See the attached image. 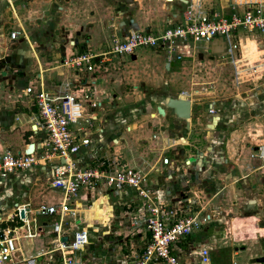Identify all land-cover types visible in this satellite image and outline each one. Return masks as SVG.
<instances>
[{
    "label": "crops",
    "instance_id": "1",
    "mask_svg": "<svg viewBox=\"0 0 264 264\" xmlns=\"http://www.w3.org/2000/svg\"><path fill=\"white\" fill-rule=\"evenodd\" d=\"M83 1L85 4L79 2V0H0V60L6 57L8 47H14V53L20 50L24 51L23 57L26 56L27 50H30L31 57L37 61L35 80H30L28 75L30 65L23 64L24 61L16 68H12L7 64L2 67V70H5L7 75L3 77L6 80H2L0 84L3 86L12 85L17 91L15 94L17 100L15 97L13 100H8L0 92L1 154L7 150L11 153L19 154L30 152L31 150L37 153L41 143L42 134L35 133L32 130L34 108L29 106L26 102V97L22 93L25 87L32 86L36 88L38 82H41L45 90L54 91L65 79L75 84L77 80L84 77L87 83L92 84L89 81L95 77L98 78L95 72L86 75L81 72L75 73V71L60 68L59 64L62 61V57L65 56L59 47L60 43L64 44V42L77 38L78 32H81L85 34V43L91 41V47L99 49L94 54H87L107 53L109 52L106 51L108 48L107 44H109L108 40L110 39L111 41V38L114 37L120 39L124 33L132 30L130 22L136 26V30L133 31H144L151 34L160 33L166 27L180 22L185 6L189 5L191 0ZM17 4L19 10L15 8ZM230 5L231 0H217L216 2L214 0H200L199 3L201 10L203 9L202 12H209L211 9V12L214 13H219L221 10L231 12ZM215 7L218 9L215 10ZM17 11H19V16L16 13ZM99 24H101V27ZM11 31H18L26 41L29 38L31 45L42 44L48 46L54 44V48L47 47L42 55L43 62H38L37 50L32 48L29 42L22 44L20 35L12 41L8 39V34ZM94 33H109V35L100 39L95 37ZM239 35L241 39L240 48L242 49L243 46L247 45L249 49V45L245 42L246 40L252 41L255 43L256 49L250 54H256L257 58H259L264 52L263 40L256 38V36H247L245 38L246 33ZM25 40L23 39V41ZM95 41L99 44H96ZM56 47L59 48L56 49ZM186 47L188 46L177 49L181 59L189 57L188 52L183 53ZM84 49L85 46L80 45L78 51L73 54L86 53L83 51ZM133 55L135 54L123 57H131ZM9 57L11 62L16 61L13 56L9 55ZM107 57L105 58L109 60L110 55ZM120 58L116 59V61L118 60L116 62L117 65L120 64ZM180 60L177 62L183 63ZM174 61L176 60L172 58V61L167 62L165 58V73H169ZM244 62L251 63L247 59ZM109 66H113L111 67L112 69L108 70ZM115 69L118 70L113 63L110 64L109 61L108 63H103L100 68L103 72L100 75V79L104 80L105 77L109 79L110 76L106 72H111V70L114 71ZM60 70L63 72H60ZM15 71H17L16 75L14 74ZM15 76L16 79L14 80ZM115 76L117 79L111 78L110 81V91L113 94L111 92L109 95L108 92L105 93L102 90L94 89L93 85L91 86L92 92L100 104L99 108L92 114L94 121H97L96 130L98 132L92 133L89 146L81 149L74 156V158H77V165L80 167H95L98 163L107 165L116 163L119 167L131 166L129 168H137L139 171L143 170L145 175L151 173L152 176L147 180V187L151 188L155 198L157 197L162 203H167L168 199L165 197L175 192V188L183 178L176 176L177 167L174 168L175 166L167 156H156L157 153L154 154V148L159 146L158 140L161 139V135H156L152 129L158 128L166 132L164 136L166 138L162 139V143L173 141L171 139H174L177 133V142L180 139L181 143L186 144L187 136L191 134L199 135L200 133L201 137L209 139L205 146L207 157L202 162L203 164H194L193 170L201 168L203 174H205V179L208 181L211 180L213 175V167L211 170L208 167H211L213 163L214 167L218 168L215 176L218 181L217 185L221 186V195L216 201V206L222 212L227 214L241 213L243 216L252 219V221H254V218L251 216H255L259 210L260 215L264 216V161L251 156L256 153V146L264 145V77L261 79L254 78L247 82L243 81L236 85L240 86L242 84V86L247 87L245 94H241V96L237 92L217 93L216 89L213 88L199 102L191 98L190 95L186 96L185 94L186 99L190 103V119L181 121L175 118L171 110L163 107L165 100L159 96H147L142 106H140V103H135L136 105L134 103L130 105L131 102L126 103L124 100L128 99V96L135 90L141 92V88L133 83L128 87V92L132 93H128L122 87L127 83L125 85L122 84V78L119 79L118 74ZM17 78L18 81L16 82ZM233 84L232 82L234 87ZM143 92L145 90L140 93L141 97ZM179 97H182L181 94ZM142 98L144 99V97ZM148 104L151 106L148 107ZM208 105L211 106V114L206 112ZM158 107L163 111V115H158ZM212 117H216L217 121L212 129H207L206 127ZM243 118H248V123L242 122ZM144 120H146L145 124L148 125L146 131L141 130L143 129ZM173 125L179 126L181 131L176 132L172 128ZM163 126H171L172 131L164 129ZM139 134H145L148 137L144 136L142 139H138ZM127 135L129 140L126 143L127 139L124 136ZM142 142H144V145H141ZM208 145L210 150L207 149ZM137 148L140 149L136 151ZM149 148L150 151H148ZM125 149L127 152L122 153ZM159 157L166 158L168 160L167 165H162ZM48 166L49 164L43 169L37 166L31 167L25 172H14L7 175L6 178L0 179L1 228L16 224L14 218L7 220L8 217H13L15 207L28 205L33 210L39 205L50 206L60 201L61 194L58 191L48 189L46 186ZM162 170H165L164 174H160ZM164 184L166 185L165 188H168L169 193L163 189L160 192ZM219 186L217 187L218 190ZM54 191L59 193L58 197L52 196ZM170 200L172 201V198ZM90 202L92 205L88 206ZM137 202L138 200L133 191L129 188H124L117 192H109L104 187H99V189L92 191L80 190L75 197L71 198L68 205V208H73L72 210L75 212L74 219L68 216L64 217L63 226L67 225L66 227H69V229H79L84 224L86 226L89 225L90 221L91 225H93L95 222L98 223L97 220H100V216L104 215L105 217L107 213H112L115 209L123 211L125 205L130 204L133 206V204L137 205ZM167 204L171 205L172 203ZM87 206L88 208H86ZM91 208L94 211L93 214ZM96 211L100 214L99 217H96ZM87 212H91V214L87 215ZM125 214L132 216L133 213L128 211ZM84 217H88V223ZM37 220L43 226L41 235L34 239H20L25 240L29 248L23 251L20 240H18L19 251L24 257L33 255L40 248L45 249L52 238L50 225L54 223L56 216L38 217ZM257 227L260 230H264V219L263 221H258ZM206 230L207 228H202L198 231L206 233ZM140 231L141 235L138 233V236H143L139 237L138 240L143 244V241L147 239V234L144 230V233L142 230ZM231 237L228 244L233 251L230 256L231 260H233L232 258L234 260L237 258V261L235 260L236 264H264V236L261 233H257L255 237H236L234 235ZM105 240L102 237L94 239L95 246H92L93 249H96L100 243L110 244L111 241H108L109 237L105 238ZM193 241H196V238L190 235L174 247L173 252L177 256L179 264L183 263L184 258L187 259L186 262L193 261L189 256L192 253L195 254L198 249L195 246L197 243ZM207 241L208 237L203 235L200 245L209 244ZM90 242L91 239L85 247V251H89L81 254L83 262L92 258L93 262L91 261V264H112V262L118 261H121L119 264H130L140 254L139 249L137 251L134 250L130 252L131 257H128V261L125 257H121V260H119L118 256H115L116 249H107L108 253L104 254V257L100 259V254L96 250L93 251L92 247H89V244L91 246ZM193 246L197 249L191 252ZM43 258L38 259L36 264H48L47 259ZM258 258H262L263 261L256 263L255 260Z\"/></svg>",
    "mask_w": 264,
    "mask_h": 264
},
{
    "label": "built area",
    "instance_id": "2",
    "mask_svg": "<svg viewBox=\"0 0 264 264\" xmlns=\"http://www.w3.org/2000/svg\"><path fill=\"white\" fill-rule=\"evenodd\" d=\"M230 6L231 12L227 15L208 17L199 5H193L190 1L180 22L166 27L162 32L151 34L129 30L122 38L114 37L111 40L109 52L97 55L69 54L60 62L59 67L86 75L97 73L96 70H100L103 63H108L106 56H130L138 48L165 50L167 62L172 61V58L178 61L181 59V55L177 53L178 48L185 47L187 43L206 44L212 38H219L225 44V54L221 59H225L230 65L234 85L254 78L261 79L264 77V52L257 61L244 62L246 59L242 58L238 31L246 33L245 38L248 35L254 36V33L264 34V0H231ZM19 35L18 31H11L8 39L12 41ZM262 40L264 42V37ZM91 86L83 77L75 84L65 79L54 91L45 90L41 82H38L36 88L27 86L22 90L26 102L34 108L33 131L41 133L42 140L37 153L33 150L22 154L8 150L2 152L0 179L14 172H25L31 167L43 169L49 164L46 186L58 191L61 198L58 203L39 205L33 210L28 205L14 208L13 217L10 216L7 220L14 218L16 224L12 227H0V264H36L43 257L48 264H91L92 258L84 262L81 259V254L85 253V247L89 243L86 224L79 229L63 226L64 217L74 219L75 212L68 205L80 190L92 191L104 187L109 192L124 188L133 191L138 204L125 205L134 217L130 226H141L147 239L140 255L130 264H179L173 252L174 247L208 219L206 216L200 222L196 217L198 213H194L184 202L176 205L162 203L147 187L146 175L138 169L119 167L116 163H98L95 167L77 165V158L74 156L89 146L92 135L90 129L94 121L92 114L100 105ZM211 112V106L208 105L207 113ZM251 156L264 161V145L256 146V153ZM159 161L162 165H167L168 162L164 157H159ZM49 216H56V220L50 225L52 238L47 247L40 248L31 256H22L18 240L39 237L43 226L37 218ZM93 234L95 233L91 227V235ZM62 237H65L64 242L61 241ZM98 237L101 236H96L95 239ZM195 254L199 264H208L206 249L200 248Z\"/></svg>",
    "mask_w": 264,
    "mask_h": 264
},
{
    "label": "rangeland",
    "instance_id": "3",
    "mask_svg": "<svg viewBox=\"0 0 264 264\" xmlns=\"http://www.w3.org/2000/svg\"><path fill=\"white\" fill-rule=\"evenodd\" d=\"M82 1L83 0H79V2L85 4L84 1L83 2ZM216 1L217 0H214V2ZM199 3L200 0H191V4L193 5L195 4L199 5ZM188 6L189 5L185 6L183 12L186 11ZM15 8L19 10L18 4L15 5ZM217 9L218 8L215 7V10ZM209 12L205 11L208 17L215 16L216 14L227 15L228 13H230L224 10H221L219 13H214L211 12V9ZM16 13L19 16V11H17ZM99 26L101 27V24H99ZM241 33L244 32L238 31V34ZM254 34L256 38L263 39L264 37V34H259V33H254ZM94 35L95 37H99L100 39H103L106 38L109 35V33H94ZM84 36H85L84 33L78 32L77 38L71 39L69 42H64V44L60 43L59 47L61 48L63 54L67 56L69 55V53L71 54L76 53L80 45L81 46L83 45V47L85 46V49L83 50L84 52L93 53V54L96 53V51L99 49L92 48L91 41L85 43ZM20 39L22 41L21 42L22 44L23 43L25 44L26 42H29V44L31 43L29 41L30 39L27 38L28 41H26L21 33H20ZM23 39L25 41H23ZM112 39L113 38H111V40ZM108 42L109 44H107L108 48L106 49V51H109L111 48L110 39L108 40ZM95 43L99 44L97 41H95ZM245 43L249 45L250 50H248V47H246L247 45L243 47L245 52L244 55H242L243 58L244 59L246 58L251 63L257 61V55L250 54L256 49L255 43L249 40H246ZM71 45H73L74 48L71 47ZM30 46H32V48H35L37 50L38 62L40 61L41 63L43 62L42 55L44 54V52H42L41 50L45 51L47 47L54 48V44H50L48 46L42 44H34V45L30 44ZM187 46L188 47H186V49L183 50V53L188 52L189 57L181 59L182 61L181 60L180 61L183 63H178L177 61H174L172 67L169 69L168 74L164 72L165 71L164 62L167 55V52L165 50H156L155 48L154 49L138 48L134 51L135 55L131 57L120 58L119 61L120 64L118 65L116 64V62L118 61V60L116 61L117 58L115 57L112 59L111 57H113V55H111L110 56L111 59L109 58V63L110 64L113 63L115 65V68H118V70L116 69L114 71L111 70V72L107 71L106 74L107 75L109 74L108 76L110 77L109 79H106L105 77L104 79L105 81L103 79H100V75L103 74L102 70H96L97 71L96 76H98V78L95 77L96 79L94 78L89 82H92L94 89L102 90L105 93L108 92L110 95L112 92L110 91L111 78L117 79L115 75L118 74L119 79L122 78V84L125 85L127 83L125 86H122L124 91L128 92V87L133 83H135V85L140 86L141 92L145 90V92H143L142 94L143 95L142 97H144V99L141 97L140 94L141 92H139V90H135L133 91V93L129 91L128 93H132V94L128 96L129 97L128 99L124 100L126 101V103L131 102L130 105L132 103H134V105L140 103V106H142L145 103L144 102L145 98L151 95L159 96L163 100H165L166 98H177L179 97L180 94L182 97L179 98L186 99V96L190 95L191 98L196 99L197 101L200 102V100H202L205 97L206 93H209L213 88L216 89L217 93L221 92V94L232 93V92L233 93L237 92L240 96L241 94H245L244 92L247 87L242 86V84L240 86H236L233 84L235 88L232 86V72L229 64L226 63L225 59L211 57L208 53H206L204 43H196L194 45L187 43ZM59 47H56V49H58ZM38 48H40V50H38ZM7 50H8L6 52L7 55L5 56L9 57V55H11L13 56V59L15 58V60H17V55L16 53H14V47H8ZM30 53L31 51L27 50L26 56L23 57V61H24L23 64L30 65V72L28 75L30 77V80L33 79L35 80L37 61L31 57ZM65 56L62 57V60L64 59ZM106 58L108 57L106 56ZM13 64H16V61L13 62ZM111 67L113 66H109L108 70L112 69ZM60 72L63 71L60 70ZM14 74L16 75L17 71H15ZM17 81L18 78L16 82ZM0 92L2 95L7 97L8 100H13L14 97L17 100L15 95L17 91L12 87V85L3 86L2 84H0ZM149 106L151 105L148 104V107ZM147 119L149 120V118ZM248 120H249L248 118H243L242 122L246 124L248 123ZM145 122L146 120H144V125H142L143 129L141 130L146 131L148 125H146ZM96 125H97V121H92V128L90 129L91 133H93V131L97 129ZM82 126L86 129L85 125ZM173 126L172 128H174L176 132L181 131V128L179 126H175V127ZM163 127L166 130H171L170 128L171 126H167V127L163 126ZM152 130L156 135L157 134L161 135L160 136L161 142L160 140H158L159 146L154 148L155 151L154 154L157 153L156 156H160V155L167 156L168 159L172 161L171 163L175 166L174 168L177 167L176 176L183 178L182 181L175 188V192L173 194L171 193L170 196L168 195L169 197L168 196L165 197L166 199H168L167 203H172L173 205H176L178 202L186 203L187 205L190 206L191 210H193L194 213H198L196 214V217L200 220V222L203 221L202 219H204L206 216L208 217L206 221L201 222L199 227L195 229L191 235L196 238V241L193 242L197 243L195 246L198 247V249L204 248L206 249V251L210 250V252H208L209 264H236L235 260L237 261V258H235V260L234 258H232L233 260H231L230 257L233 254V251L231 246L228 245L230 243L229 239H231L232 238L231 236L233 235L236 237H251V236L255 237L257 236V233L259 234L261 233V235L264 236V230H260L257 227L258 221H263L264 216L260 215V210H259L257 214H255V216L254 215L251 216L252 218H254V221H252V219L243 216L241 213L234 212V214L233 213L227 214L225 212H222L216 206V201L219 199V196L221 195V186L217 185L218 181L216 180L217 178L215 176L216 175L215 172H217L218 168L217 167L215 168L214 167L215 165H213V163L211 167H208L210 168L209 170H211L213 167L212 169L213 175L211 176V180L208 181L205 179L204 177L205 174H203V170L201 168H199L198 170H193L194 164L195 165L196 163L203 164L202 162L207 157L206 154L207 150L205 146L207 145L206 142L209 139H205L201 137L200 133L199 135L191 134L186 137V144H183L181 143L180 139L177 142L176 138L178 137L177 136L178 134L175 132L176 133L175 138L171 139L174 141V143L173 141H170L168 143L167 142L162 143V139L166 138L164 137L166 132L158 128ZM144 136L146 137L145 134H139L138 139H142ZM124 138L127 139L126 140L127 143L129 140V136L128 135L124 136ZM141 145H144V142H142ZM139 149L140 148H137L136 151ZM207 149L210 150V146L207 147ZM148 151H150V148ZM126 152H127L126 149L122 151V153H126ZM125 155L126 157H128L127 154ZM53 162L54 161H52V163ZM164 171L165 170H162L160 174H164ZM141 172L145 174V171L142 170ZM150 176H152L151 173L147 174L145 176V179L148 180ZM198 184L199 186H197ZM165 186H166L165 184L164 186H162L160 192L165 190L169 193L168 188H165ZM218 186L220 187L219 190L217 188ZM52 196L58 197L59 193L54 191ZM171 198L172 201L170 200ZM91 210L93 214L94 211L92 208ZM123 211L115 209L113 210L112 213L111 212H109V214L107 213L106 220L104 221L101 220L98 223L94 221L95 222V224H93L94 226L93 225L91 226V221H90V224L87 225L89 232V241L91 239L90 242L91 246L89 244V247L95 246L94 239L96 236H101L104 239V241H106L105 238L109 237L108 241H111L110 244L100 243L96 249H93L92 247L93 251L96 250L97 253L100 254V259L104 257V254L108 253L107 249H116L115 256H118L119 260H121L120 259L121 257H125L127 261H128V257H131L130 252H133L134 250L137 251L138 249L140 250V253L142 251V248L146 241L144 240L142 244V242H139L138 238L143 236V235L140 236L141 235L140 230H142L143 232L144 229L141 226L139 227L130 226V223L134 220V217L125 214V212L128 213L126 207H124ZM90 214L91 212H87V215ZM11 226L13 225H9V227ZM91 227L93 228V233H95L93 235H91ZM202 228L205 229L207 228L206 230L207 232L203 233L198 231ZM138 233L140 234L139 236ZM203 235L208 237L207 243L209 244H204V246H201L200 240L203 239ZM144 239H145V235H144ZM20 245L22 246L23 251L29 248L28 244L25 243V240H20ZM195 246H193L191 252H194L197 249L195 248ZM49 247L50 246H48V248ZM88 251L89 250L85 251V253ZM189 258L192 259L193 261L186 262L187 259L184 258L182 264H195V262L196 264H198V261L196 259V254L192 253L191 256H189ZM120 262L121 261L112 262V264H119Z\"/></svg>",
    "mask_w": 264,
    "mask_h": 264
},
{
    "label": "water",
    "instance_id": "4",
    "mask_svg": "<svg viewBox=\"0 0 264 264\" xmlns=\"http://www.w3.org/2000/svg\"><path fill=\"white\" fill-rule=\"evenodd\" d=\"M130 25L132 26V27L130 26V28L132 30H136V26L133 23L130 22ZM205 46H206V52L211 57H216V58L224 57L225 44L221 39L212 38V39L207 41ZM41 51L44 52V50H41ZM23 53H24V51H22V50H20L16 53V55H17L16 64H13V62L10 61V57H5L4 59L0 60V82L2 80H6V78H3V77H5V75H7L5 70H2L3 65L7 64V65H10L12 68H16V66L21 65L23 62ZM15 79H16V76L14 77V80ZM11 80H13V79H11ZM163 107L171 110L173 115L175 116V118H177L181 121H188V119L190 117V103L186 99H182L179 97H177V98H166L165 102L163 103ZM157 113H158V115H163V111L161 110L160 107L157 108ZM216 121H217V118L212 117L206 128L212 129V127L215 125ZM33 129H34V127H33ZM158 195H159V193H158ZM19 217L20 218L22 217V212L19 213ZM61 241L64 242L65 237H62ZM262 261H263L262 258H258L255 260L256 263H261Z\"/></svg>",
    "mask_w": 264,
    "mask_h": 264
},
{
    "label": "bare ground",
    "instance_id": "5",
    "mask_svg": "<svg viewBox=\"0 0 264 264\" xmlns=\"http://www.w3.org/2000/svg\"><path fill=\"white\" fill-rule=\"evenodd\" d=\"M243 47H244V46H243ZM243 47H242V49H241V52H242V54L244 55L245 52H244ZM246 47H248V46H246ZM249 49H250V48H249ZM249 49H248V50H249ZM248 52H249V51H248ZM91 205H92V203H90L89 206H91ZM87 208H88V207H87ZM96 210H97V209H96ZM87 211H88V210H87ZM93 213H94V212H93ZM99 216H100V214L96 211V217H99ZM84 218H85L86 222L88 223V220H87L88 217H87V218L84 217ZM106 219H107V217H106V216L104 217V215H102V216H100V220H97V221L100 222L101 220L104 221V220H106Z\"/></svg>",
    "mask_w": 264,
    "mask_h": 264
}]
</instances>
